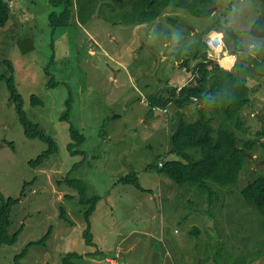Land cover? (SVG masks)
Masks as SVG:
<instances>
[{"label": "rangeland", "instance_id": "374dc122", "mask_svg": "<svg viewBox=\"0 0 264 264\" xmlns=\"http://www.w3.org/2000/svg\"><path fill=\"white\" fill-rule=\"evenodd\" d=\"M5 1L11 15L0 27V74H10L8 60L27 117L59 149L42 165L29 166L47 145L25 137L6 84L0 82V191L18 198L24 183L34 181L11 208L8 233L22 231L14 245L0 247V264H14V256L49 228L45 245L31 247L21 264H58L71 251L99 252L76 264H264L261 216L240 193L264 175V135L255 137L264 131V0H215L212 14L205 17L169 7L141 25L108 22L98 10L81 24L76 0H71L73 16L63 27H51V16L60 8L49 0ZM212 26L215 31L207 33ZM211 36L219 47L209 44ZM209 60L245 79L251 102L229 121L218 105L203 106L206 118L213 128L231 126L237 148L252 145L238 183L226 188L212 184V201L194 186L147 169L157 156L160 162L179 159L170 153V135L180 118L187 123L198 119L201 107L170 103L152 110L148 97H164L166 87L194 83L195 66ZM32 95L43 104L32 105ZM70 95L66 123L60 116ZM70 124L85 136L82 162L67 152ZM4 141L13 142L14 151ZM75 163L71 177L82 181L88 195L102 197L89 218L96 237L92 246L82 236L85 219L77 191L63 183ZM131 171L150 191L114 185ZM67 194L76 197L65 199ZM61 208L72 223L60 218Z\"/></svg>", "mask_w": 264, "mask_h": 264}, {"label": "trees", "instance_id": "16d2710c", "mask_svg": "<svg viewBox=\"0 0 264 264\" xmlns=\"http://www.w3.org/2000/svg\"><path fill=\"white\" fill-rule=\"evenodd\" d=\"M49 1L55 8H60L57 13L53 12L51 16L54 18V22H50L51 27L53 23H55L54 26H67L73 16L70 10L71 0ZM99 1H101V5ZM75 5L76 19L81 24H85L98 10V14L103 15L108 22L117 23L121 21L126 24L141 25L152 22L160 16L163 10L169 7H179L199 17L210 16L215 6V0H123L122 3L119 0H76ZM106 11L109 12L108 15H105ZM10 15L11 10L8 2L0 0V27L6 25ZM215 28L216 26H212L207 33L215 31ZM227 29L230 33H233L232 29ZM202 57L206 58L205 55H202ZM4 63L7 65L10 74H0V82L4 81L6 84L9 92L8 101L15 107L25 137L28 139H40L47 145L46 150L35 159L28 161L29 166L35 168L42 165L43 161L51 154L57 153L59 148L53 137L47 135L39 124L32 122L27 117L23 110L22 96L16 88L12 75V66L8 60H4ZM184 65L187 68L190 66L189 59L184 61ZM195 68L198 70V75L195 77L194 83H188L179 89L166 87V95L164 97L160 93L148 97L149 104L152 107L164 108L170 103L178 108H183L190 104H198L201 107L199 108L200 116L198 119L192 123H187L180 118L170 135V153L179 157V159H168L160 162L161 157L157 156L154 162L147 166V169L165 175L178 185L189 184L191 187L194 186L208 194L209 200L212 201L214 192L211 185L215 184L223 188L236 185L239 172L247 158L240 151L233 152V149L237 148V138L231 129L232 127L227 124H221L217 128H213L211 119L206 118L202 107L218 105L229 121L234 114L250 104L251 100L248 97L250 88L246 80L240 77L236 71L224 68L217 62L210 61L208 65L199 62ZM49 83L52 84V80H49ZM30 98L32 105L43 104L36 95H32ZM71 103L72 97L70 95L65 101L66 106L60 116V120L66 123L70 122ZM239 124L241 123L238 122ZM68 130L71 141L66 146L67 152L70 156H81L82 162L86 158V152L81 148L85 142V136L72 124L69 125ZM258 135H264V131L262 129L256 131L255 137ZM4 143L14 151L13 142L4 141ZM262 146L264 147V144ZM251 147V141H249L242 148L250 152ZM77 165L75 163L74 167L67 172L64 182L58 181L57 183H65L77 191L78 197L67 194L65 199H74L76 197L78 204L82 206V215L83 219H85L82 236L84 243L87 246H92L94 242L89 218L102 197L99 195H88L86 186L82 181L71 177V173ZM33 182L24 183L18 198L5 197L0 191V247L2 245L11 246L17 242L22 227L13 234L8 233L11 208L19 202L27 185ZM118 184L131 185L140 192L150 191L141 186L135 171L119 177L114 182V185ZM240 193L245 202L252 206L261 216V227L264 230V175L249 182L248 185L241 189ZM66 214L65 209L61 208L60 218L67 223H72ZM50 235L51 228L39 240L26 244L25 248L14 256V264H21V260L31 247L44 246ZM98 253V251H90L84 255L71 251L63 256L58 264H76L77 260H81L85 256H95ZM100 253L102 254V251ZM218 259L219 257H217V261ZM241 262H244V259Z\"/></svg>", "mask_w": 264, "mask_h": 264}, {"label": "built area", "instance_id": "2783aa9c", "mask_svg": "<svg viewBox=\"0 0 264 264\" xmlns=\"http://www.w3.org/2000/svg\"><path fill=\"white\" fill-rule=\"evenodd\" d=\"M210 42H211V44H213L212 47H216L217 48V47L220 46V41L214 36H211ZM153 109H155V107H153Z\"/></svg>", "mask_w": 264, "mask_h": 264}, {"label": "water", "instance_id": "95a60500", "mask_svg": "<svg viewBox=\"0 0 264 264\" xmlns=\"http://www.w3.org/2000/svg\"><path fill=\"white\" fill-rule=\"evenodd\" d=\"M157 65L159 64L161 58L159 55H157ZM236 151H240L241 153H243L244 155H246L247 157L249 158H252V156L250 154H247L243 149H239V148H234L233 152H236Z\"/></svg>", "mask_w": 264, "mask_h": 264}, {"label": "bare ground", "instance_id": "6f19581e", "mask_svg": "<svg viewBox=\"0 0 264 264\" xmlns=\"http://www.w3.org/2000/svg\"><path fill=\"white\" fill-rule=\"evenodd\" d=\"M209 43H210L211 46L213 45V44H211V42H209ZM213 48H214V47H213ZM179 83H180V82H179ZM153 107H155V109H153ZM153 107H152V110H156V109L159 110V108H160V107H157V106H153ZM162 112H163V111H162ZM239 149H243V148H239ZM233 150H234V149H233ZM243 150H244V149H243ZM244 151H245V150H244ZM245 152H246L247 154H249L247 151H245ZM242 154H243V153H242ZM243 155H244V154H243ZM245 156H246V155H245ZM246 157H247V156H246Z\"/></svg>", "mask_w": 264, "mask_h": 264}, {"label": "crops", "instance_id": "0c3cea01", "mask_svg": "<svg viewBox=\"0 0 264 264\" xmlns=\"http://www.w3.org/2000/svg\"><path fill=\"white\" fill-rule=\"evenodd\" d=\"M212 32H214V31H212ZM91 231H92V229H91ZM92 233L94 234V232L92 231ZM93 242H94V244H96V237L93 235ZM114 262V261H113ZM116 262V261H115Z\"/></svg>", "mask_w": 264, "mask_h": 264}, {"label": "clouds", "instance_id": "9594fccd", "mask_svg": "<svg viewBox=\"0 0 264 264\" xmlns=\"http://www.w3.org/2000/svg\"><path fill=\"white\" fill-rule=\"evenodd\" d=\"M212 32V31H211Z\"/></svg>", "mask_w": 264, "mask_h": 264}]
</instances>
